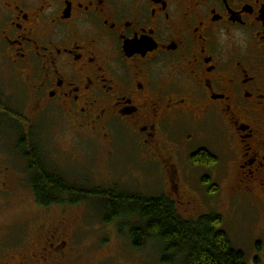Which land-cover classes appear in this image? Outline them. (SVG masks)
I'll list each match as a JSON object with an SVG mask.
<instances>
[{
  "label": "flooded vegetation",
  "instance_id": "af4514ba",
  "mask_svg": "<svg viewBox=\"0 0 264 264\" xmlns=\"http://www.w3.org/2000/svg\"><path fill=\"white\" fill-rule=\"evenodd\" d=\"M1 86L2 109L39 130L29 114H55L109 147L122 135L177 207L196 206L181 173L202 170L199 187L213 198L232 171L236 196L264 220V0H0ZM29 139L41 141L36 131ZM201 150L217 163L194 165ZM10 169L0 193L26 187ZM36 232L19 252L0 246V264H75L60 239L71 236L67 224Z\"/></svg>",
  "mask_w": 264,
  "mask_h": 264
},
{
  "label": "rangeland",
  "instance_id": "374dc122",
  "mask_svg": "<svg viewBox=\"0 0 264 264\" xmlns=\"http://www.w3.org/2000/svg\"><path fill=\"white\" fill-rule=\"evenodd\" d=\"M0 88L4 89L3 86ZM25 106L31 108L33 103L27 99ZM29 117L36 118L35 124L42 128L41 142L43 138L44 148L49 153L48 157L51 159L53 157V166L58 168L69 181L85 186L89 184L88 187L105 186L112 178L120 181L122 177L117 173L124 174L126 170L131 172L128 176L131 188L143 190L148 194H164V185L154 165L139 160L130 152L129 142L119 133L111 138L112 145L109 147L110 141H107L109 138L100 140L87 134H76L70 128L64 127L62 118L55 114L51 116L29 114ZM0 133V138L11 137L4 125H0ZM15 147L13 142L0 145V172L4 168H11L12 182L22 181L26 187L20 186L17 191L0 193L2 250H7V253L19 252L28 243L32 244L40 239L36 231L42 224L52 222L58 224L63 221L67 224L71 236H61L60 239L67 241L69 248L74 250L72 260L75 264H162L160 247H155L152 252L150 245L147 249L135 252L129 240L120 235L119 230L122 227L104 226L101 220L102 202L54 208L49 211L37 206L30 181L25 174L26 162L19 159ZM10 153L15 154L10 155ZM108 153L110 156H107ZM124 165L128 168L125 169ZM190 175L191 177L188 178L187 174L181 173V190L193 198V204L196 206L190 210L186 205H180L178 209L182 216L196 217L203 211H205L203 214H207L206 210L215 207L217 211L215 213H221L226 217L224 222L232 235L234 248L246 255L247 264H256V261L257 264H264V250L260 247L261 250L256 251V247L261 244L260 240L264 239V236H256L264 220H260L255 206L247 202L244 197L236 196L235 173L229 171L228 176L224 175L221 193L213 198L202 192L197 184L200 182V176L203 175L202 170L193 169ZM221 176L223 174L218 173L213 178L219 179ZM172 180L174 181L173 177Z\"/></svg>",
  "mask_w": 264,
  "mask_h": 264
},
{
  "label": "trees",
  "instance_id": "16d2710c",
  "mask_svg": "<svg viewBox=\"0 0 264 264\" xmlns=\"http://www.w3.org/2000/svg\"><path fill=\"white\" fill-rule=\"evenodd\" d=\"M0 116L4 123L0 125L6 126L7 133L11 135L0 138V145L13 142L15 153H23L17 156L26 162L25 174L30 181L34 200L40 208L49 211L102 202L101 220L104 226L122 227L120 235L129 240L135 252L147 249L150 245L152 252L155 247H160L162 264H247L246 255L234 248L232 235L224 222L226 217L221 213L210 212L200 217L187 215L184 218L179 207L164 194H148L131 188L128 183L131 172L126 170L124 174L117 173L122 177L120 181L112 178L105 186L88 187L89 184L85 186L71 182L53 166L43 139L42 142L37 139L36 147L31 145L29 138L35 131L41 137L42 128L39 130L34 124L30 126L26 120L10 110L2 109V106ZM22 130L24 134L19 137L18 132ZM12 133H15L18 141L12 137ZM128 150L134 153L130 144ZM128 154L131 158V154ZM191 160L194 165L202 167L217 163L216 158L204 150L192 154ZM203 181L207 184L208 178ZM215 189V186H211L209 191ZM256 248L259 252L260 244Z\"/></svg>",
  "mask_w": 264,
  "mask_h": 264
}]
</instances>
